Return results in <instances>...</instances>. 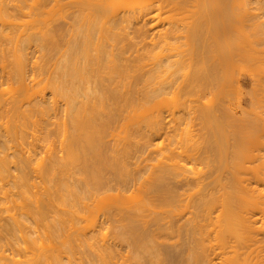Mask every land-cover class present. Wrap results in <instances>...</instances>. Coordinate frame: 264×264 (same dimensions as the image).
Segmentation results:
<instances>
[{
    "label": "bare ground",
    "instance_id": "obj_1",
    "mask_svg": "<svg viewBox=\"0 0 264 264\" xmlns=\"http://www.w3.org/2000/svg\"><path fill=\"white\" fill-rule=\"evenodd\" d=\"M48 1L49 0H0V57H2L0 60V62L2 61L1 65H4V64H2L4 61L9 60V59L14 57V59H12V61H11V63H12L14 60V62H13L14 65H11L9 63L10 61L8 62V64H7V61L5 62L7 65L12 66L11 70L8 69L9 70L8 72H10V73H8V75H7L6 71H7L8 67L4 68L5 66L3 67V70L6 69V71L5 72L2 71V72L6 73V79H7V80L5 79L6 82L8 80L13 81L11 79H17L16 80L17 82L13 81L15 83L10 82L13 85H11L10 83L8 84V82L5 83V81H4V83L6 85L7 84L11 85L10 86L11 88L8 87V85H7L6 89L4 87L5 91L6 90L10 91L9 93L6 92V93H8L5 95L6 98L10 97L7 95H9V94L12 95L13 93L16 92L15 94H13L14 96L12 95L9 99H5L4 97L0 96V119H1L0 120V138L3 136L4 139H5V137L8 139V140L3 139L2 140L3 143L1 142V139H0V142L2 144L5 143L4 145L1 144L2 146L0 145V147H2L0 149V183H1L0 184V264H43V263L45 264V262L48 259H51L49 256H46L47 253H46V255L44 254L45 256H42V259H41V256H40L42 253V251H41L40 254L38 255V257L34 253V256H36V258H35V260H32L31 256H33V255H31V256L29 255L30 253H32V252H30V247H29V251H28L29 254L26 252H25V254L29 255L31 258L26 255L25 258L28 257L29 259L27 258L25 262H22L19 259V254L20 253L24 254L23 250H25V248L23 249L21 247L22 245H20L19 240L21 241V239L22 240L25 239L24 237H26L28 235V234L24 235L26 233L25 231H27V233H28V229H29V231H31L30 228L32 229L33 227L36 226V225L33 227L29 226V228L27 229L26 228L28 226L27 224L34 225V224H37L38 221H42L41 223H44V221H47L46 223H48V220L50 219L51 214L55 215L57 213V211H56V213L51 212L52 211L51 209H53V208H50V207H52L53 202L57 199L56 196H58V198L62 197V200L60 199L61 201L64 200L62 203L60 202L59 199L56 200L57 203H58V201L60 202V204H58V205H60V209H64V211H65L67 209L66 207L68 206L69 207V209H67L68 211L69 210L72 211V209H74L72 211L73 212L72 214L74 216H77V214L81 215L80 212L77 214L74 213V212H77V209H78V211H81L83 213H85V211H86V210L85 211L83 210V207H82L83 205H80L79 202L76 203L77 200L78 201H79V199L82 200L81 196H80L82 194V193H80L82 186L80 187L81 188L80 192H79V188H78V192L80 193V195H79L80 198H79L78 194H76L77 188L76 189L75 188L72 189L73 187L70 188V186L74 185L75 182L72 185L69 184V183H71L70 182L71 180L68 183L67 180L70 179V178L68 179V176L65 179V181H67V182L64 185L67 186L66 184H68L69 185L68 187L71 190H73V191L70 190V192L74 193V195L72 194V196H73V198L74 197L77 198V199H75L76 201H74V199L72 200V196H70L71 194L67 196L66 190L68 191V188H65L66 190L65 189L62 190L60 188L63 191V193H66V196L68 198L67 199L68 202L65 201V199H66L65 194L62 195V192L60 191L61 192L60 193L61 196H60L58 194L59 191L55 190L58 188V186H57V184L56 185L54 184V183H56V182H54V180H53L54 183L52 184V183H50V180L47 181V179H46L47 184L50 183V186H52V189L50 188V186L48 187L46 185V182H45V185H46L45 187L46 188L48 187V189L44 188L46 192H43L40 190L41 192L44 193V195L42 193L40 194L41 196L43 195L42 197L39 196V194H34V193H31L32 195L30 194L29 189H31V188H29L28 186H30L33 183H31L30 182L31 180H29L30 178H29V174H28L29 171L27 170V168H28L27 164L29 163V164H31L30 166H32V162H34V161L31 162L32 157H30L31 158L30 160H28V158H26V159L23 158L22 162H20L21 161L20 157L22 158L23 156H22V154L20 156V152L22 151V147L19 145L22 143L20 141L23 140L22 132H24V133L26 132V134H27V131H28L27 128L28 129L29 128H36V130H34L32 132L38 131L41 134H45V138L42 137L43 138L42 140H52L53 139L52 127H54V131L57 134L55 133L56 135L55 134H53V135H55L58 140L61 138V136H62V138H61L62 140H68L67 144H69V146H67V144H66V146L69 147V154H68V148L65 147V144L64 145L62 144L67 149V151H65L64 148L62 149L63 152L65 151V153H63V155L69 158L68 159L65 157V162H64L65 164L62 162V157H61V162L63 163V165H58L57 163H59V164H62V163L59 162L60 160L58 158H60V157H58V158L56 157L57 158L56 161H58V162L52 161L49 164L48 163L49 161H47V159H46L47 163L46 162L44 163L45 165L47 164L46 166L43 165L44 161H41L42 162L41 167L36 168V170H37L38 168H42V166H43V169L42 170L39 169V170L45 176H47V175L49 176V177H44V175H43V178H42L43 180H44V178L50 179L52 177V175H50V174H52L51 172L55 171L56 168L63 170L62 168L64 167V165L65 166L68 165V164H66L67 162H71L70 163L71 166H74V165L76 166L79 164L78 161L81 163V159H82L83 162L81 163V165L83 163H84V165L83 166L80 165V167H83V168L77 167V168H80V169H78L80 173L78 171H77V173L81 174L80 176L84 177L81 179H83V181H82L83 183L86 182L84 184L87 186V189L85 188V189H83V191L88 190L87 192H84V193L88 194L89 197H92L95 194V192L97 194V191H100V190H101V192L103 191V193H104V189L108 191L107 194H109L110 191H115V192L117 191V193L120 194V193H124V192L127 193L126 191H128L129 188H131L132 191L131 190L130 191L133 193V191H136V188H134V187L138 186V188H139L140 185H138V184L140 183V180L142 179V178H140L141 172L147 166L144 165L145 166L144 169H142L141 166H140V168L138 166L137 168L140 169L141 171L134 169L137 173H134L132 171L131 172L128 171V172H130V174H127V175H126L127 170L126 171L123 170L125 172V175H124L121 173V171L118 170L119 165L120 166L122 165V163L120 164L119 160L121 159L122 155L124 157L126 156V160H128V159L131 160L132 159L131 157H133V155H135V158H136V156H138V154L140 155L142 148L139 147L141 149L135 150L136 152L132 155L129 154V152L132 153L131 152L132 150L128 151V149H126L127 151L124 149L125 151H122V152H120V150H115V149H114L115 152L113 151V149L111 151L110 150L111 148L105 147L106 145H104L103 142L100 141V140L104 141V139L107 136V132H108L107 130L108 129H109L108 133L110 135L112 134V132L110 133V129H112V128H109V127H111L112 125L114 127V124L116 125L117 123L118 124L120 123L119 120L121 118L122 119L120 121H122L123 118H125L126 120H123L125 122H123V121L121 122V123H123V126L121 125L122 126L121 132H124L123 133L124 135L120 132L122 135H121V137H119L120 133H119V131H116L117 133L114 132V134L112 136H113V138H115L117 136L118 139L117 138L113 139L112 136H111V138H112V140H119V138H121L120 140H137V139L143 140L142 147H144L143 149H146V151L143 150L141 152V154L143 155V152L147 153V151H149V152L152 151V150L151 151L148 150L151 148V144H152L151 142L153 141L152 137L155 135H160L161 132L164 130L162 116L157 117V118L153 117L156 119H154V122L151 121V120H153V118H151L148 115L149 114L148 112L151 111L150 107L152 109L153 107L157 108V107L164 106L166 104V101H167V95H169V94L176 95V94H179L181 91H184V90L188 91V89H189V93H190L191 90L194 88H196V89L201 88L204 91L205 90L206 91H209V90L213 91V88H215V87H216L215 89H218L220 87L222 88V87H225L227 85V82H225L226 80L223 79L224 77L220 76V78H219V76H218L219 72L214 67V65L217 66L216 64L218 63V60L216 61L215 64H214V61H212V60L217 58L215 55L217 50L221 49L219 47L220 45L218 46V48H215V47H217L216 42H218V39L220 40L219 36L222 34V36H224L223 38H225V37L229 36L228 35L229 29L231 30V28H233V26L237 27L235 24L231 25L232 23L230 24V22L228 21V17H226L231 12L230 10H227V9H226L227 11L224 10L225 8H227L226 7L227 4L224 5L222 3V6L224 5L225 8H222L223 11L222 10L219 11L221 13V16L223 15L224 18L226 17L225 18L226 20L224 19V21H223L222 18L220 20V21H222L221 23L224 25V29H223L222 33H220V35H219V33H217V34L215 33V31H214L215 26L213 25L214 24L213 21H215V20H212L213 16L214 17L215 16L219 17V16L215 15L216 11L215 12L213 11L214 15L212 14L211 15L212 17H210V11H208L207 13H209V14L207 15V17L202 18V19L200 18V16H198L199 15V13H198L196 18L198 20V17H199L202 21H196L195 20V23L197 22V25H195V27H192V30L190 27L188 30L189 32L188 31L186 32L185 29L182 30L180 28V26H182V25L179 26V24H178L177 26H179V28H177L176 25H174L176 27L175 28L172 24V26H170L171 28L165 30L164 32L163 31H161V32L155 31L156 33L155 32L153 33V37H155V38H151V40H148L149 37L147 35H148L149 31L154 29L153 27H155V25L157 24V23H153V22L156 20L157 16H159L157 14L159 11H162L166 7L168 8L169 6H170L169 7L170 10L178 11V10H181L182 8H184L185 6H187V4L189 5V3H191L192 0H190V1L189 0H185V1H183V0H139L138 7L136 8L137 11L135 9H133V12L125 10V8L122 5V1H120V0L117 2H114L113 0H65L66 2H64L63 5H69V6L74 5V7H76V6L78 7V12H77L78 14L77 15L74 14L75 16L72 17V19L73 18L74 19L70 20L71 22H67L68 24L66 23L67 27H68L67 30L73 28L71 30V31H73L72 33H75V31H76L77 34L76 33H75V35L72 34L74 36V37L71 36L73 38V41L71 38L72 42L70 40L68 42V43H70V42L72 43L71 47L66 42L67 47L69 46L68 48L73 49V50L71 49L72 54H70V57H72V58L69 61L70 63L69 62L67 63L65 61L68 66H65V68H64L65 72L63 71L62 75H60L57 72V74H59L60 76H65V77H60L61 78L60 79L58 76V79L56 80L54 77L50 78L51 76L50 77L48 76L49 78H47V79L50 80V82H49V80L44 79L45 77H43L44 73L47 71V70L44 71V69H46V68L44 67V69H42V70L39 68L38 70L43 71L44 73L39 72V75H38L37 74L38 73L37 66H34V67H36V70H37V71L35 70L34 72H36V74L39 77H35L36 75L33 72V75H35V76L34 77L32 76L33 77L32 81H33V83L36 82L35 80L37 78L38 82L31 85V88H30V86L27 82L28 77L26 75L27 74L26 68L29 64V63H27L28 62L27 60H29V59L26 58L27 56L25 57V55H29V53L27 54V53L23 52V54H24L23 55L22 51L23 50L27 51L30 47L31 42L34 43V40L36 41L37 39L41 40V42L43 41L42 43L40 42L41 46H42V44L44 46V47L42 46L43 50L45 47H48V43H47L48 40H49V42L52 43V45L54 44V42H55V44L57 42L56 41V39H57L56 34H58L57 30L56 31H54V30L53 31H51V30L47 31L46 30L45 32L44 31L42 32V30L41 31L39 30L40 32L38 31V29H40L39 24L41 23V18H40V15H41L40 11L42 10L41 8L45 7L46 3ZM136 1H138V0H136ZM193 1L194 2L197 1L196 4H199V0H193ZM200 1L202 2L200 9H202L204 7L203 6L204 0L203 1L200 0ZM205 1H206L207 10H208V7L210 6L209 5L210 1L212 2V0H205ZM220 1L222 2L225 0H220ZM227 1H229V0H227ZM240 1H241V3L243 2V4H242V5H244L243 10H246V8H248L247 10L251 9L249 7L252 4V2L250 3V1H252V0H244L246 2L249 1V3L247 2L248 7L247 6L245 7L243 0H240ZM110 2H114V3H110ZM207 2H208V4H207ZM109 3H110V5L106 6V4H109ZM217 3H219L218 0H217ZM259 4L257 6H259ZM213 5L215 7L216 6L219 7L218 5H215V3H213ZM135 6H136V4H135ZM196 7H197V5H196ZM45 8H43V9H45ZM216 8H213V9H216ZM213 9H210V10H213ZM259 9H260V7H258V10ZM224 11H225V15L223 13ZM202 12H203V10H202ZM227 12H229V13H227ZM244 12H246V11H244ZM207 13L205 12V14H207ZM220 13H218V14H220ZM153 14H155V15H153ZM205 14H201V17ZM229 17H231V16H229ZM27 18L29 19V21L26 20L25 21L26 23H24V25H23L24 19H27ZM210 18H212L211 20L213 23L209 20ZM218 19H220V17ZM253 19H255V15H254ZM207 20L210 22H207ZM230 20H232V19H230ZM250 20H252V18ZM151 21H152V25L150 24ZM131 23L132 24L134 23L137 28L135 27L136 33H134L136 35H134L133 33L130 35H131V37L137 36L138 37L137 39H140V42H138V43L142 44V45H140L141 48L137 47V45H136L137 40L136 41L134 40L136 38L133 37V42H131L132 39H131L130 35L127 33L128 31L127 32L124 31L126 33L123 32L124 28H122V27H127V25H130ZM216 23L217 22H215V25H216ZM218 23H219V21H218ZM124 24H127V25L124 26ZM139 25L140 26L142 25V26L140 27ZM148 25H150V28L146 29L145 27ZM212 25L214 26V28ZM253 25H255V24H253ZM257 25H259V24H257ZM22 26H23V29L24 28H27V29H24L23 31L19 30L22 28ZM27 26H29V27H27ZM250 26H252V25H250ZM259 26H257V29L254 27L255 28L254 30L255 31L258 30V28H260ZM188 27L186 26V30ZM220 27H217L218 31L222 30V29H218ZM182 28H184V27L182 26ZM179 29L182 31L179 32ZM217 30H216V32H217ZM16 31L21 33V34L18 33L17 34L18 36H14V35H16V33H15ZM69 31H67V32L70 33L71 31L70 32ZM183 31H185V32H183ZM231 31L229 32V34L231 33ZM258 31L260 32V29ZM40 33H42V34H40ZM179 33L183 34V36L180 34L182 36V38L184 37V39L185 38L188 39V42H187V45L189 44L188 46H186V44L184 45V43H183V46L188 47V49L182 47V45L179 44V46H181L182 49L183 48L186 49V50L183 49L184 51H182L180 49L181 47L177 46L178 43H176L178 39H181V38H179L180 35L178 37H176V35ZM184 33H188V34H184ZM256 33H257V31H256ZM126 34H127V36L129 35L130 39L126 36ZM123 35L125 36V39L126 38H127V40L129 39V41L132 44L128 43L129 41H127V43H128L127 45H126V43H123V39H124ZM254 35L256 36L257 34H254ZM259 35H260V33H259ZM228 40H229V38H228ZM228 40L226 41L227 43L229 42ZM7 41H11V42L14 41L13 42L15 44L14 47H16V48H13V51L12 50L8 51V48H7L6 51L8 52V54L6 53V51H5L6 47L4 46V43H6ZM220 41H222V40H220ZM44 42H46V43H44ZM18 43H21L23 45L22 47H20L21 46L20 45L19 49H18ZM122 43H123V45H121ZM185 43H186V41H185ZM224 43L225 42H223V44ZM3 46L5 47V49H3L4 48ZM57 46H58V44H57ZM118 46H121V47L118 48ZM134 46L138 50L136 48H134ZM229 47H231V46L229 45L228 48ZM47 49H51V48L50 47L46 48L45 52ZM68 50L69 49H67V51ZM224 50H225V48H224ZM226 50H227V47H226ZM230 51L232 52V50H230ZM42 52H44V51H42ZM223 52H222V54H223ZM235 53H238V52H235ZM9 54L10 55L13 54V55L10 56ZM67 54H68V52H67ZM217 54H218V52H217ZM222 54L220 53V55H222ZM49 55H50V53H49ZM6 56H8L9 58H7ZM42 56H44V54H42ZM237 56L241 57L242 55H237ZM3 57H4V59H5V57L7 59L3 61ZM224 57H225L224 60H229L226 58L225 54H224ZM41 59H42V57H41ZM46 59H44V60H46ZM194 62H196V64ZM197 62L206 65V67L208 65L207 69L205 68L206 69L205 72H203L204 71L203 70L202 71L203 73H200L201 71L200 72L198 71L199 73H197V70L195 72L194 69L192 71V67L197 65ZM192 63H194V66L192 65ZM201 64L199 66H201V68H202ZM221 64H222V62H221ZM38 66H40V65H38ZM186 66H188V68H186ZM218 66H219V64H218ZM61 69H63V68H61ZM217 69H218V67H217ZM32 71H33V69H32ZM183 71H184V75H183V77H180V74L182 76L181 72H183ZM220 71H222V70H220ZM185 72H187V73H185ZM216 72H218V73H216ZM57 74H56V76H57ZM220 74H221V72H220ZM2 76L4 78L5 75L3 74ZM12 77H15V78H12ZM0 80H1V77H0ZM44 81H47V83H45ZM1 82H2V80H1ZM1 84H0V88L2 89L4 84L3 85H1ZM14 84H17V85H14ZM12 86H14V87H12ZM15 86H18V87H15ZM13 88H15L16 90ZM48 90L51 91L50 93H52V95H54L51 97V98H53V101L55 100L54 98L55 97L57 98V95H58L59 99H61L63 97V99H64L63 101L66 100V102H67V104L65 102L64 103H65V109H66L65 114H66V116H68V118L65 120L64 118H66V117L64 115V117H63L64 121H63V119H61L62 123L60 122V119H59L60 116L58 114H57L58 116L56 115V109L53 106V102H51V101H50L51 103L48 102V98L46 97ZM5 91H2V92H5ZM193 91H195V89ZM168 92H170V93L168 94ZM0 94H2V93H0ZM203 94L205 95V93H203ZM51 98H49V99H51ZM210 104L212 105L213 102H210ZM210 104H204L205 108L206 107L209 108V110L208 109H206V111L204 110L206 113H209V111L211 109H213L214 104L211 106L212 108L210 107ZM54 105H56V104H54ZM197 106H199V105H197ZM219 106L220 105H218L216 107V105H214V107L217 109H215V108L213 109V110H217L218 112L213 111V110H211V112H210L211 114L213 113L215 116L213 114L211 115L210 113H209L210 115L207 114V116L206 115L203 116V118H206L204 120H205L208 128L211 127V129H212V130L210 129L211 130L210 135L212 133L213 134L211 135L212 137L209 139V140H211V143L210 142H209V144H208V142H207V144L205 143L206 145L203 146V148H202L201 146L205 142L204 140H202L203 144L202 143H200L202 145L197 144V146H196L197 150L196 151H195L196 148L195 149L191 148L192 152H188V151L185 152L186 154L188 153L187 154L188 156H186L185 154H184L185 156L183 155L184 156L183 158L185 160H188L189 158H190L189 160H191L193 158L195 161H192V160L191 161L196 162V161H198L197 160L198 157H201L202 154L203 155L205 154L206 158H208V159L211 157L209 159L210 161L212 158H214V160L218 159L220 161L221 157H222V160H224V158L227 155H229L230 157L232 156V158L236 155L238 157V154L241 153L242 149L247 145L246 143L244 144L245 141L239 142L240 140L238 141L236 136L232 135L231 138L228 137L229 135L226 133V130L224 127L227 126V128L230 129V130L228 129L229 131H231V132L235 131V133H238V131L235 130V127L236 128H237V126L241 127L242 125H238V124H240V122L236 121V119H235V121H234L235 123H234L233 120L230 118L232 120V122L229 121V122H227V124H226L225 120H223V121L221 119L218 120L219 118H218V115L216 116V114L220 113V111H222V109H219ZM200 108L203 111V108L202 107H200ZM220 108H221V106H220ZM205 112H204V114H206ZM67 113H68V115H67ZM36 114H37L36 117H41V119L38 118L41 121L40 120L38 122L35 121V120H38V119H36V117L35 118L33 117ZM52 114L55 116L52 117ZM159 115L160 114H157V116H159ZM207 117L210 121L207 120ZM55 119H57V120H55ZM1 121H3V122H1ZM208 121L211 123V125L210 124L208 125V123H209ZM223 122H225V123H223ZM32 123L34 124L33 125L34 127L28 126V125H32ZM124 123H126V125H124ZM234 124H236L237 126H235ZM121 126H120V128H121ZM124 126H125V128H124ZM240 127H238V128H240ZM120 128H118V129L120 130ZM242 128H243V126H242ZM123 129H125V130H123ZM58 132H60V134ZM105 133H106V135H105ZM26 134L24 135V138H25ZM117 134H119V135H117ZM214 134H215V136H214L215 141L212 140V139H214L213 138ZM104 135H105V138L103 137ZM210 135H209V137H210ZM51 136H52V139H51ZM37 137L39 138L40 135ZM32 138H35V134H33ZM56 138H54V140ZM235 139H237V140H235ZM35 140H37V138ZM38 140H40V138ZM220 140H225V142L224 141L222 142ZM252 141H250V142H251V144H254L255 148H257L258 153L254 154V156H253L254 159H253V161H251V163L252 162H254V163L248 167L249 172H246V176L249 177V178H247V177L245 178V179H247V182H246L247 185L246 186L243 183L244 178L242 180L240 179L241 181H239L238 177H236L238 175H236L233 171H232V174H230L231 173L230 172L229 175H226V176L221 174L220 172H218L219 174L217 176H215L217 173L212 171L213 169L212 170L208 169V171L210 170L211 174H213V173L215 174V175L213 174V176H215V180H213L214 179L213 178L212 179L213 181L212 180L210 181L209 179L212 178L210 172H207L206 174L200 173L199 175H201L202 177L199 175H196V174H191V176L196 175L195 176L196 178H194L193 176L191 177L188 173L185 174V172L189 171L190 169L187 170V167L180 165L179 163L178 164L181 167L178 166L176 168H168V167L166 168L165 167L166 165H164L162 167L163 164L161 163L162 165H159L161 167L157 166V168H159L158 170H156L157 172H154V170H153V172H154L153 175L150 174V176L148 175L149 177L147 176L148 177L147 180H149V182L152 180L150 182L151 185L149 183V187H148L149 190L145 189L147 192L148 191L150 192V193H147V195L149 194L148 198H147V196H145L148 201L147 200L146 201L144 200L145 202L139 201L140 203L135 205V206H132V204H131L132 207L129 206L131 208V209L129 208V210L127 208L128 207V205H127V207H126L127 210L126 209L122 210L123 209L122 206H124L125 204L122 205L123 204L122 203L121 204L122 206L121 207L119 206L121 203L120 200H122L119 194H118L119 195V197H118L117 193H115V192L113 194L110 193L111 195H113V196L110 195V198L107 197L105 194L104 198L106 196V199H108V201H109L108 206L110 205L109 207H114V209H116V212H115L116 214L113 213L112 215H117L116 219H117V217H119L120 221L125 222V223L121 222L122 223L121 231L123 229V225L126 224V222H127V224L129 223V225H126L125 226L126 228H124V229H126V231H124V229H123V233L125 232L124 234L128 237V238H126V240L129 239V241H127L128 244L131 245V247L132 246L135 248L138 247V249L143 248L142 251L143 250L145 251L148 248V250H149L147 252L148 254L150 251L154 250L152 252V253H154L153 259H155V257H156L157 260L156 261L153 260V262L150 261V263H152V264H183V262L181 261L184 258V257H182V259H181V256H183V254H180L181 250H180V253L178 254L179 251L177 252L176 248L180 247L179 244H184L183 243L184 241L187 244V245H184V246H186L185 247L186 251L184 252V254L185 253L188 254V259H187V262L185 261V264L186 263L187 264H264V257H262V256H264L263 255V253H264V189H260V188L258 189V188L251 187V185H253V184L257 185V187H258L260 185V179L261 180L263 179V181H264V172L262 173V176H260V140H252ZM11 142H12V144L16 143L20 147L17 146L16 144L12 145ZM246 142H248V140H246ZM104 143H105V141H104ZM127 143L128 142H125V144H127ZM10 145L14 146V147L16 145L18 147V149L16 150V151H18L17 155L15 156L13 154V156L17 157L16 160L19 159L18 161L20 162L21 165H20V168L15 167V169L17 170V172H18V169L19 170L23 169L22 170L23 172H25L27 170V172H28L27 175H26V173L24 174L22 172L26 176L22 175L23 177H21V175H19L18 173H17L18 174V176H17V174L15 175V172H14L15 176L10 174V173H13V172H10V169H9V165L11 164V161H10L11 156H9V157L6 156L8 154L7 153L8 149H10L9 148ZM103 146H104V148H102ZM135 146H137V145L135 144ZM198 146L201 148H198ZM123 147L125 148V146H123ZM152 147H153V145H152ZM192 147H195V146H192ZM19 148H21V151L19 150ZM118 148H119V146H118ZM103 150H104V152H102ZM105 150H106V154L103 155V153H105ZM122 150H123V148H122ZM193 150L195 151L194 153H193ZM5 151H6V153H5ZM107 151L112 152V153L108 152L109 154L107 155ZM116 151H118V153H116ZM189 151H191V150H189ZM227 151L229 154L227 153ZM113 152H114L113 157H115V159L110 158L112 156ZM123 152H125V153H123ZM2 153L4 154L5 157L2 156L3 155ZM50 153H52V150L50 151ZM18 154H19V156H18ZM55 154H54V156H55ZM65 154H67V155H65ZM106 155L110 156V157H107ZM118 155H121V157H119ZM163 155H166V154L163 153ZM64 156H63V158H64ZM141 156H139V157L141 158ZM150 156H153V154L151 155V153H150ZM93 157H95V159ZM44 158H46V157H44ZM135 158H133V159L136 160ZM152 158H154V156ZM164 158H162V159H164ZM203 158H204V156H203ZM226 158H229V157H226ZM226 158H225V160H226ZM248 158L249 157L247 156L245 160L250 161ZM24 159H25V161H24ZM48 159H49V157H48ZM93 159H94V163H95V160L97 161L96 162V164L98 163L97 166H94L95 164L93 163ZM147 159H149V158H147ZM11 160L13 161V160H15V158H13ZM42 160H43V158H42ZM106 160H108V161L110 160V162H111V163L109 162L110 165H109L108 161L106 162ZM112 160H115V162ZM169 160H171V159H169ZM237 160H238V158H237ZM18 161H17V163H19ZM27 161H29V162H27ZM75 161H77L78 164H72V162H75ZM150 161H151V157H150ZM181 161H183V159ZM199 161H200V158H199ZM38 162L39 161H37V163ZM185 162H188V161H185ZM212 162H213V160H212ZM17 163L16 164L13 163L12 165L15 164V166H17ZM25 163H26L27 168L26 167L23 168V166H24L23 164H25ZM146 163L148 164V162H146ZM222 163H223V161L220 163L221 165L219 163H216L217 165L219 164L218 169L222 165L226 166L225 163L224 164H222ZM234 163H236V161ZM238 163H239V161H238ZM106 164H107V166H105ZM112 164H113V167H112ZM164 164H166V163H164ZM216 164H214V165L216 166ZM231 164L233 165V161L231 162ZM60 166H63V167H60ZM68 166H67V168H68ZM109 166H110V170L112 169L113 172H111L109 170L111 172L110 174L112 176L107 177V174L104 175L103 173L106 172V169L107 170L109 169L108 168ZM155 167H156V165H155ZM155 167H154V169H157ZM240 167L244 169V165H242ZM64 168H65V170L67 169L66 167H64ZM121 168L124 169L125 165H124V167H121ZM15 169L13 168V170H15ZM72 169H73V167H71V170ZM102 170H103V173H102ZM216 170H217V168H216ZM57 171L61 172L59 170H57ZM116 171L118 173H116ZM229 171H230V168H229ZM66 172H69L70 174L69 173H67V174L73 176V173L71 174L70 170L64 171L65 174H66ZM144 172H145V170H144ZM146 172L149 173V171H147V170H146ZM190 172H192V171H190ZM227 172H228V170L225 171L226 174H227ZM139 173H140V176H139ZM38 174H40V173L38 172ZM57 174L55 175V177H57L60 173L58 175ZM75 174H74V176H76ZM110 174H108V175H110ZM208 174L211 177L208 179L211 183H209L208 180H206V183H205V179L203 178L204 175L206 178V175H208ZM5 175H7L6 179L9 178V180H8L9 182L8 181H6V182H8L9 185H10V182L12 183L11 184L12 186L10 185V187L8 186V188H6L7 187L6 185H2L3 184L2 181L5 179ZM41 175H40V177H41ZM185 175H188V176H185ZM243 175H245L244 172H243ZM60 176L62 177V174H60L58 177H60ZM14 177H16V178H14ZM37 177H39V176H37ZM65 177L63 175V178H65ZM77 177H79V176H76V180L79 181V186H80L81 179L78 178L79 179L78 180ZM189 177H191V178H189ZM73 179H75V177ZM84 179H85V181H84ZM55 180H57V179L55 178ZM6 182H4V183H6ZM43 183H44V181H43ZM76 183H78V182H76ZM242 183L244 184V186L242 185ZM113 184H115V185H113ZM238 184L242 185L244 188H241L240 186H238ZM75 185H74V187H75ZM201 185H203V186H201ZM32 186L35 188L34 184ZM79 186L77 185V187H79ZM147 186H146V188H147ZM53 187H55V189H53ZM143 187H142V189H143ZM192 187H194V189H192ZM195 187H197V188H195ZM41 188H43V186ZM49 188L52 191L55 190L54 192H55L56 196H55V194H53V197H52V191L50 192ZM132 188H134L135 190H133ZM184 188H185V190H187L186 194L181 193V189L183 190ZM14 190H16V192ZM74 190H76V191H74ZM94 190H95V192H94ZM139 190L140 189H138V191ZM185 190H183V191H185ZM12 191H14V192H12ZM27 191H29L28 193L30 195L27 193ZM40 191H38V192H40ZM125 193H124V195H126ZM139 193L141 195V190L139 191ZM144 193H146V192H144ZM25 194H28L27 196H29V197H26ZM114 194H116V196H114ZM130 194H129V196H130ZM36 195L39 196V199H35L36 197H38ZM88 195H86L87 198H88ZM32 196L34 197V199H31V198H33ZM44 196H45V198H43ZM54 197H56V198H54ZM63 197H64V199H63ZM113 197H115V198H113ZM116 197L118 198L119 201L116 199ZM126 197H125V199H127ZM132 197H133V195H132ZM70 198H71V200L69 201ZM82 198H84V197H82ZM96 198H97V196H96ZM94 199H95V197H94ZM184 199L187 202H185ZM28 200H30V201H28ZM33 200H35V201H33ZM83 200L80 201L81 204H82ZM85 200H89V198L85 199ZM90 200L92 201L91 198H90ZM112 200L114 202H116V200H117L119 205L114 203ZM131 200H132V198H131ZM182 200H184V201H182ZM56 201L54 202V205H56ZM72 201H74L76 204ZM88 202L90 203V201H87V203H86L87 206L89 204ZM133 202H134V200H133ZM180 202H185V203H183L185 205V207L192 209V212H189V216H190L189 218H186L184 220V219H182V216L185 213L181 214V212L179 213V212H177V210L176 211L172 210L175 213L170 214L172 212V211H170L169 212L170 215L164 216V218H161V216L159 218H156L157 216L156 217L154 216V218H156V219L152 220V217H151V218H149V220L151 219L150 221L145 220L146 214L150 213V212L152 213V211H150L152 209L151 208L152 206H155V207H159V206L162 207L163 206L164 207L166 205V207H167L170 204L171 205L173 204L172 206H174V204H175L177 206V207L175 206V208H178V207H180V206H178V204ZM95 203H97V201ZM113 203L116 206L112 205ZM62 204H64V205L62 206ZM78 204L82 207V210H79L80 208L78 207L79 206ZM92 204L93 203H91V205ZM61 206H62V208H61ZM172 206H169V207H172ZM57 207L58 206H56V208ZM93 207H94V205L92 206V208ZM116 207H118V208H116ZM75 208H77V209H75ZM54 209H55V207H54ZM58 209H59V207H58ZM89 209H90V205H89ZM95 209H96V211H98V208H95ZM112 209L110 208V210H112ZM117 210H121V211H117ZM188 210H187V212H188ZM68 211H66V212H68ZM87 211L89 212L90 210L87 209ZM96 211H94V212L96 213ZM146 211H147V213H145ZM182 211L184 212V210H182ZM50 212H51V214H50ZM88 212L86 215L87 216L90 215V218L88 217L89 219L88 218L87 219L92 221L91 215H93L94 213L92 212L93 214H91V213L88 214ZM141 212L144 213V215ZM68 213H66L67 216H69V215H71L70 217L73 216L71 213H69V214ZM61 214L62 215L64 214V213H62V210H61ZM61 214H59V215H61ZM97 214H99V213L97 212ZM108 214H106V215H108ZM62 215H61V217H62ZM66 215L64 216V218L62 217L63 219L60 218V220L58 222L55 220V219H57V217H55V218L51 217V219L53 221L50 219L51 222H49L48 225L49 224L51 225V223L53 225H52V228L49 226V229L51 228V230H49V231H51V232L58 231L57 233H59L60 231L58 229L60 226L62 227V225H63V223H61V222H63V221H61V219L64 220L65 217H67ZM112 215L111 216L108 215V217L107 216L106 217L111 219ZM141 215L143 217L145 216L143 220H142L143 217ZM150 215H152V214H150ZM22 217H26L25 219L26 220L28 219L27 221L29 223L28 222L25 223V221L23 223L22 220H25V219L24 218L21 219ZM36 217H38L39 219ZM70 217H68V220H71ZM93 217H94V215H93ZM148 217H150V216H148ZM183 217H187V216H183ZM73 218L78 221V219H76L78 217H76V218L73 217ZM113 218H115V217H113ZM95 219H94V221H95ZM75 220H74V223H76ZM144 220H145V222H144ZM182 220H184V222ZM54 221L57 222V224L54 223ZM94 221H93V223H94ZM140 221H142L143 223ZM58 223H61V224H59L60 226H56V225H58ZM69 223L67 222L68 225H69ZM72 223H73V221H72ZM24 224H26L27 226L25 225V227H24ZM137 224L140 226H137ZM42 225L44 227L46 224L44 223ZM48 225L45 226L46 228L44 229V232H45V230H47ZM94 225H96V224H94ZM99 226H100V228L104 229L103 226L102 227H101V225H99ZM120 226H121V224H120ZM74 227H75V225H74ZM94 227H96V226H93V228ZM24 228H26L27 230H25ZM71 228H72V226H71ZM97 228H98V226H97ZM97 228H95V229H97ZM40 229L43 230L42 227ZM52 229H54V230L52 231ZM55 229H57V230H55ZM60 230H62V228ZM91 230L93 232V229H91ZM100 232H101V229H100ZM29 233H30L29 234L30 239L26 238V240H25V241H27V240L29 241V243L27 241L28 245L31 244L35 238H37V237L31 238L32 234H31V232H29ZM66 233L68 234L67 231H66ZM76 233L78 234V232H76ZM123 233H121V234H123ZM45 234H47V231ZM52 234H54V233H52ZM101 234L103 235L104 233L101 232ZM175 234L179 238L183 237L182 235L184 234V237L185 236L187 237V242L184 239L183 242L180 241L181 243H179L177 241L178 245H177V243H175V244L173 243L174 245L172 243L170 244L169 243V241H171L170 238H172L173 235L175 236ZM48 235L49 234H47V237H48ZM56 235L54 234L55 237H56ZM71 235H72V233H71ZM71 235L69 236V239L71 237H73V235L72 236ZM102 235H100V236H102ZM58 236H57V238H58ZM82 236H84L85 239H88V238H86L87 235L86 236L82 235ZM93 236L95 237V234H93ZM122 236H124V235H122ZM260 236L263 238L262 239L263 241L261 240ZM51 237H50V239H52ZM55 237H53V240ZM64 237H66V236H64ZM78 237H81V236H78ZM84 237H83V239H84ZM45 238H46V236H45ZM175 238H177V237L175 236ZM50 239H45V240L50 241ZM61 239H63V237ZM123 239H125V238H123ZM37 240H41V239L38 238ZM65 240L66 239H64V241ZM25 241H21V242H24V244L27 245V243H25ZM36 241H34V242H36ZM43 241H44V239H43ZM43 241L41 240L39 243H42ZM52 241H50V243H52ZM57 241H59V239L56 240V244H59V243H57ZM89 241L86 242L87 245H89L88 243H90V244L92 243ZM166 241L168 243H166ZM75 242H77V241H75ZM84 242L85 241H83V243ZM93 242L94 243H92V244H95V241H93ZM213 242H214V244H213ZM39 243H36V244H39ZM45 243H43V245ZM50 243H49V247H50ZM53 243H54V241H53ZM73 243H74V241H73ZM77 243H76V247H77V250H79ZM67 244H65V245H67ZM145 244H146V246H145ZM43 245H41L42 249H45V248H43ZM45 245L47 246L48 244H45ZM54 245H52V246H54ZM65 245H64V247H65ZM82 245L84 246V244H81V246ZM91 245H89V246H91ZM176 245L179 247H177ZM68 246H66L65 251H69V250H67ZM97 246L99 247L98 244H97ZM111 247L110 248L109 247L108 248L103 247V249H101V250L99 248L100 254H101V252H102V254L101 255L99 254L98 257L102 256V259H103L104 254H105V256L107 253H108L107 255H111L112 254L111 250H110V252L108 251V249L113 248V247L112 248ZM36 248H38L37 245H36ZM79 248H80V246H79ZM81 248H83V247H81ZM92 248H90V250L88 249V252L91 251ZM151 248H152V250H151ZM174 248L176 250V251L175 250L174 251L177 253V255L175 254V257L178 256L177 258L181 259L180 261H178L179 259L177 260V258L173 257L170 254V252L173 251ZM229 248H230V250L231 249L232 250L230 252H226V250ZM34 249H32V250H34ZM38 249H41V248H38ZM61 249H63V248H61ZM83 249H81V250L83 251ZM138 249H137V251H138ZM217 249L220 250L221 252H220V255L218 256L219 261L215 263L214 261H212L213 258H210V256H211L212 252L214 253V251ZM75 250L76 249H74V252L77 251V250L76 251ZM86 250H85V252H86ZM37 251L39 252V250H36V253H37ZM134 251H136V250H134ZM140 251H139V253H142ZM7 252H9L10 255H8L9 253H7ZM48 252H50V251L48 250ZM143 253H146V252H143ZM54 254H56V253H54ZM74 254H72V255H74ZM81 254L82 253H80V255ZM69 255H71V252L69 253ZM83 255L85 257H87L86 256L87 254L86 255L83 254ZM94 255H96V254H94ZM113 255H111V256L113 257ZM186 255H184V256H186ZM105 256H104V258H105ZM111 256H109V259ZM59 257H61V256H59ZM68 257L69 256L67 255V258ZM70 257H72V256H70ZM52 258H54V262H55V256L54 257L52 256ZM36 259H38V260H36ZM65 259L66 258H64L63 260H65ZM78 259L80 260V258H78ZM112 259H110V260H112ZM185 259H186V257L184 258V260ZM60 260H61V258H59L58 262ZM99 260H100V258H98V261ZM50 261H52V259ZM100 261H99V263H100ZM104 261H105V259H104ZM104 261H102V262H104ZM48 262H49V260L47 261L46 264H50V262L49 263ZM71 262L74 263L72 260H71ZM71 262L69 264H72ZM77 262H79V261H77ZM56 263L57 262H55V264ZM65 263L66 262H64V263L62 262V264H65ZM80 263H82V262H80ZM104 263L108 264L106 262H104ZM104 263H102V264H104ZM51 264H53V263H51ZM60 264H61V261H60ZM110 264H111V261H110Z\"/></svg>",
    "mask_w": 264,
    "mask_h": 264
},
{
    "label": "rangeland",
    "instance_id": "obj_2",
    "mask_svg": "<svg viewBox=\"0 0 264 264\" xmlns=\"http://www.w3.org/2000/svg\"><path fill=\"white\" fill-rule=\"evenodd\" d=\"M114 2H117V1H119V0H113ZM120 1H122V5H123V7L125 8V10H127V11H130V12H133V9H135L136 10V8L138 7V4H139V0L138 1H136V0H120ZM183 1H185V0H183ZM190 1V0H189ZM188 1V2H189ZM193 1V0H192ZM191 1V3H189V5L187 4V6H185L184 8H182L181 10H178V11H174V10H170V6L167 8H164L162 11H159L157 14L159 15V16H157V18H156V22L154 21L153 23H157L156 25H155V27H153L154 29H152V30H150L149 31V33H148V37H149V39L148 40H151V38H155V37H153V33L156 31V32H161V31H165V30H167V29H169V28H171L170 26H172V24H173V26L174 25H176V27L177 28H179V26L180 25H182L184 28H182V26H180V28L182 29V30H184L185 29V31L187 32L188 30H189V28L191 27V30H192V27H195V25H197V22L195 23V20L196 21H202L201 19L202 18H205V17H207V15L209 14V13H207L208 11H210V17H212L211 15L213 14L214 15V12H215V15H218L219 17H220V19H218L219 17H212V18H210L209 20L212 22V20H215V21H213L214 22V26H215V29H214V31H215V33L217 34V33H219V35H220V33H222V31H223V29H224V25L221 23L222 21H220L221 20V18L223 19V21H224V19L226 18V17H228V21L230 22V24L231 25H233V24H235L237 27H235V26H233V28H231V30L229 29V31H228V35L229 36H227V37H225V38H223L224 36H222V34L219 36L220 37V40H222V41H220L219 39H218V42H216L217 44H216V46L217 47H215V48H218V46L221 48V49H216L217 50V52H218V54H217V52L215 53V55H216V59H214V60H212V61H214V64L216 63V61L218 60V63L216 64L217 66H215L214 65V67L216 68V70L219 72H216V73H218L219 75V78H220V76L221 77H224L223 79L224 80H226L225 82H227V85L225 86V87H220V88H218V89H215V88H213V91L212 90H209V91H204L203 89H201V88H194L195 89V91H193L194 89H192L191 90V92L189 93V89H188V91L187 90H184V91H181L179 94H176V95H171V94H169L170 92H168V94L169 95H167V101H166V104L164 105V106H162V107H157V108H152L151 109V107H150V110L151 111H149L148 113V115L151 117V118H153V117H161L162 116V119H163V127H164V130L161 132V134L160 135H155V136H153L152 137V139H153V141L151 142L152 144H151V148L150 149H148V150H152L151 152H149V151H147V153H145V152H143V155L141 154V152L143 151V150H145L146 151V149H143L144 147H142V143H143V140H120L121 138H119V140H112V138H113V134H114V132L115 133H117L116 131H119V133L121 132V130H122V126H123V123H121L123 120H126L125 118H123V120L122 121H120L119 120V124L117 123L116 125L114 124V127H113V125L111 126V127H109V128H112V129H110V133L112 132V134L110 135L108 132H109V129L107 130L108 132H107V136H106V138H105V135H106V133H105V135L103 136L104 138V141H105V143H104V141L103 140H100L101 142H103V144L104 145H106L105 147H109V148H111L110 150L112 151V149H113V151L115 152V150H120V152H122V151H125L126 149H128V151L130 150H132L131 152L132 153H130L129 152V154L130 155H132V154H134L136 151L135 150H137V149H141V152H140V155L138 154V156H136V158H135V155H133V157H131L132 159L131 160H126V156L124 157L123 155H122V157H121V155H118L119 157H121V159L119 160L120 161V164L122 163V165L120 166L119 165V171H121V173L122 174H124L125 175V172L124 171H126V175L127 174H130V172L132 171V172H134V173H137L134 169H136V170H138V171H141L140 169H138L137 167L139 166V168H140V166H141V168L142 169H144L145 168V166H147L144 170H145V172H144V170L141 172V177L140 178H142L141 180H140V183L138 184V185H140L139 186V188H138V186L137 187H134V188H136V191H133V193L131 192L132 190H131V188H129V190L128 191H126L127 193H125L126 195H124V193H117V191L115 192V191H110L109 192V194H107L108 193V191L107 190H105L104 189V193H103V191L101 192V190L100 191H97V194H96V192H95V190H94V192H95V194L92 196V197H89V195L88 194H86V193H84V192H87V191H83V189H87V186L84 184V183H86V182H82L83 181V179H81V178H84L83 176H80L81 174H78L77 173V171L79 172V170L78 169H80V168H83V167H80V165H81V163L83 162V160L81 159V163L78 161V163H77V161H75V162H72V164H78V165H74V166H71V162H67L66 164H68V165H64V167H66L67 168V166H68V168L65 170V168L63 167V166H60V167H63L62 169L64 170V171H69L70 170V172H71V174L73 173V176L72 175H69L70 173L69 172H66V174L67 173H69V174H65L64 173V171L63 170H61V169H57L56 168V170L55 171H53V172H51L52 174H50V175H52V179L50 178H44V180L42 179L43 178V175L44 174H42L41 173V171L39 170V169H43V166H42V168H38L37 170H36V168L37 167H41V165H42V162L41 161H44L43 162V165H45L44 163L46 162L47 163V161H49L48 163L50 164V162H54V161H56L57 160V158L58 157H60V158H58L60 161V163H64L65 162V157L66 156H64L63 155V153H65V151H67V149L65 148V147H67V146H69V144H67L68 142V140H62L61 138H62V136H61V138L58 140L57 138H56V132L54 131V127H52V136H53V139H52V136H51V139L52 140H42L43 138H45V134H41V133H39L38 131L36 132H32V131H34V130H36V128H27V134H26V132L24 133V132H22V136H23V140H21L20 142H22L21 144H19L21 147H22V151H21V148H19V150L21 151H19L20 152V156H21V154H22V158L20 157V159H21V161L20 162H22V159L23 158H28V160H30L31 158L30 157H32V160H31V162L32 161H34V162H32V166H30L31 164H27L28 165V168H27V166H26V163L27 162H29V161H27L25 164H23L22 166H23V168L24 167H26L27 168V170L29 171V173L27 172V170L25 171V172H23L21 169V171L18 169V168H20V162L18 161V160H16L17 159V157H15L16 155H17V153H18V151H16L17 149H18V147L17 146H19V145H17L16 143H13V144H16L15 145V147L14 146H11L10 145V149H8V151H7V153L9 154H5L6 156H11L10 157V161H11V164L9 165V169H10V172H13V173H10L11 175H14V172H15V175L18 173L19 175H21V177H23V176H26L27 175V173L29 174V180H31L30 182L31 183H33L34 184V186H35V188L32 186L33 184H31L30 186H28L29 188H31V189H29V191H30V194L31 193H34V194H39V196H41L40 194L42 193L43 195H44V193L43 192H46L45 191V189H48V187L50 186V183H54V182H56V183H54L55 185L57 184V186H58V190L57 189H55V187H53V189H55L56 191H59L58 192V194L60 195V193L62 192V195L63 194H65V196H66V193H67V196L68 195H70V196H72V194L74 195V193L73 192H70V188H72V189H76L77 190V193L76 194H78V197L80 198V196H81V199L83 200L84 198L85 199H88L89 198V200H83V202H82V204H81V202L80 201H82V200H80L79 198V201L77 200H75V199H77V198H73V196H72V200L74 199V201H76V203L77 202H79V204L80 205H83L82 207H83V210L85 211H87V209L88 210H90L89 212H88V214H93L94 215V217H93V215H91L92 216V221H90V220H88L89 218H90V215L89 216H87L86 214H87V212L85 211V213H83V212H81V211H78V209L77 208H75V209H77V212H74L75 214H77V213H81V215L79 216L78 214H77V216H74L72 213V211L74 210V209H72L71 207V209H72V211L71 210H67V209H69V207L67 206L65 209V211H64V209H60V205H58V204H60V202L62 203L63 201H61L62 200V197L61 198H58V196H56V194H55V190H51L52 189V186H50V188H49V190H50V192L52 191V197H53V194H55V196L57 197V199H61L60 200V202L58 201V203H57V199L55 200L54 198H56V197H54L53 199L56 201V205H54V202H53V204H52V207H50V208H53V209H51L52 211L51 212H53V213H56V211H57V213L54 215H52L51 214V212H50V214H51V217L52 218H55V217H57V219H55L57 222L60 220V218H64V216L66 215V213H71L73 216L72 217H70L71 215H69V216H67V217H65V219L64 220H62L61 219V221H63V222H61V223H63V225H62V227L59 225V224H61V223H58V225H56V226H60L59 227V233H57L58 231H56V232H51V231H49V230H51V228H52V223H51V225L49 224L48 225V223L49 222H51V217H50V221L48 220V223H46L47 221H44V223L46 224V225H48L47 227V230H45V232H44V229L46 228L45 226L43 227V225L42 224H44V223H41L42 221H38V223L37 224H34V225H29V224H24V227H25V225L27 226L26 228L28 229L29 228V226H31V227H33V226H35V227H33L32 229L30 228V230L31 231H29V229H28V233H27V231H25V230H27L26 228H24L25 230V234L24 235H26V234H28L26 237H24L25 239H21V241H25L26 240V238L27 239H30V237H29V232H31V234H32V237L31 238H35V237H37V238H35L36 240L39 238V239H41L42 241H43V239H44V241L42 242V243H39L41 240H35L34 239V241H36V242H34V241H32V245L31 244H29L28 245V243H29V241H28V243H27V241H25V243H27V245L26 244H24V242H21L20 240H19V242H20V245H22L21 247L24 249L25 248V250H23V253L24 254H22V253H20L19 254V259L22 261V262H25L26 261V259L28 258V257H30L31 255H33V256H31L30 258L32 259V260H35V258H36V256H34V253L37 255V257H38V255L40 254V252L42 251V253H41V259H42V256H45L46 255V253H47V255L46 256H49L51 259H52V261H50L51 259H48L49 260V262H50V264L51 263H53V264H55V262H57L56 264H60V261H61V264H62V262L64 263V262H66L67 264H69L70 262H71V260L74 262V263H72V264H102V263H104V262H106V263H108V264H110V261H111V264H152V263H150V261L151 262H153V260L154 261H156L157 259H156V257H155V259H153V254L154 253H152L154 250H152V248H151V250L152 251H150L149 252V254L147 253L149 250H148V248L144 251H142V249L143 248H139L138 249V247H131V245H129L128 244V242L127 241H129V239L128 240H126V238H128L124 233H123V229L124 228H126L125 226L126 225H129V223L127 224V222H126V224H124L123 225V229H122V231H121V228H122V223L124 222H122V221H120V218L119 217H117V219H116V216L117 215H112L113 213L114 214H116L115 212H116V209H114V207H109L108 206V204H109V201H108V199H106V196L107 197H109L110 198V195L111 194H113L114 192L115 193H117V196L119 197V195H120V197H121V199L123 200H120V205L118 204V198L116 197V199L118 200H116V202H114L113 200V202L114 203H116L117 205H119L120 207L122 206V205H124V206H122V210H125L126 209V207H127V205H128V210H129V208L130 207H132V206H135V205H137V204H139L140 202L139 201H146L147 200V198H148V195H147V193H150L149 191L147 192L146 190L148 189L149 190V183L152 181H150L149 182V180H147L148 179V177L150 176V174H152L153 175V173L154 172H157L156 170H158L159 168H157V166H159V165H162V167L164 166V165H166L165 167L167 168H176V167H178L179 166V164L180 165H183V166H185V167H187V170L188 169H190L189 171H187V172H185V174H189L190 176H191V174H196V175H199L200 173L201 174H206L207 172H210V170H212V171H214L215 173H217L215 176H217L219 173L218 172H220L221 174H223V175H229V173L230 174H232V171L236 174V175H238V176H236V177H238V180L239 181H241L243 178V180H244V184H245V186L247 185V179H245L246 177L247 178H249L248 176H246V172H249V169H248V167L249 166H251L254 162H252L251 163V161H253V156H254V154H257L258 152H257V148H255L254 147V144H251V142L250 141H252V140H260V176H262V173L264 172V0H252V1H250V3L252 2V4L250 5V7L249 8H251L250 10H247L248 8H246V10H243V6L244 5H242L243 4V2L241 3V1L240 0H229V1H227V0H225V1H220V0H218V2L219 3H217V0L215 1H213L212 0V2L213 3H215V5H218L219 7H215L214 5H213V3L210 1V6L208 7V10H207V6H206V1L204 0V7L202 8V9H200L201 8V1L199 0V4H196L197 3V1L196 2H192ZM203 1V0H202ZM244 1V0H243ZM260 1V2H259ZM64 2H66L65 0H49L47 3H46V8L45 7H42L41 9V15H40V18H41V23L39 24L40 25V29H38V31L40 30H42V32L44 31H49V30H51V31H56L57 30V33L58 34H56L57 35V39H56V44H55V42H54V44L52 45V43L51 42H49V40L47 41V43H48V47H50L51 49H47L46 50V52H45V49L46 48H48V47H45L44 48V50H43V48H42V46H43V44H42V46H41V43L43 42H41V40H39V39H37L36 41L34 40V43L33 42H31V44H30V47H29V49L27 50V51H24L23 49V51H22V54H23V52H25V53H29V55H25V57L26 58H28L29 60H27L28 62L27 63H29L28 64V66H27V71H26V75H27V82H28V84H29V86H30V88H31V85H33L34 83H36V82H38L37 80V78H36V82H34L33 83V77L35 76V77H39L38 75H39V72L41 73V72H43V71H39L38 69L40 68L41 70L42 69H44V67L46 68V69H44V71L45 70H47L45 73H44V75H43V77H45L44 79H47V78H49L50 76V78H55L56 80L58 79V76H59V78L60 77H65V76H60V75H62L63 73V71L65 72V66H68L67 65V63L71 60V58L72 57H70V54H72V51H71V49L72 48H68L69 46L71 47V42L73 41V38L71 37V36H73V35H75V33H76V31H75V33H72L73 31H71L72 29H69V30H67V22H71L70 20H73L72 19V17L73 16H75L74 14H78L77 12H78V7L76 6V7H74V5L72 6V5H63V3ZM114 2H110V3H114ZM226 2V3H225ZM229 2V3H228ZM248 3H249V1H247ZM247 2L246 1H244V4H245V7L247 6L248 7V4H247ZM110 3L109 4H106V6H109L110 5ZM222 3L224 4V5H226L227 4V8H225V6L223 5L222 6ZM260 3V4H259ZM135 4H136V6H135ZM207 4H208V2H207ZM259 4V6H257ZM196 5H197V7H196ZM200 5V6H199ZM230 8H229V7ZM258 7H260V9L258 10ZM43 8H45V9H43ZM213 9V8H216V9H213V10H210V9ZM222 8H225L224 10H230L231 12H230V14H226L227 16L224 18V16L222 15L221 16V13L219 12L220 10H222L223 11V9ZM219 9V10H218ZM134 10V11H135ZM202 10H203V12H202ZM205 10V11H204ZM226 10V11H227ZM257 10V11H256ZM137 11V10H136ZM200 11V12H199ZM214 11V12H213ZM244 11H246V12H244ZM248 11V12H247ZM205 12L207 13V14H205ZM256 12V13H255ZM160 13V14H159ZM198 13H199V15H198ZM218 13H220V14H218ZM224 13V15H225V11L223 12ZM222 13V14H223ZM227 13H229V12H227ZM201 14H205V15H203L202 17H201ZM254 14L255 15V19H253V17H254V15L252 16V15ZM153 15H155V14H153ZM197 15L198 16H200V18L198 17V20H197ZM257 15V16H256ZM229 16H231V17H229ZM250 16V17H249ZM257 17V18H256ZM216 18V19H215ZM252 18V20H250ZM212 19V20H211ZM230 19H232V20H230ZM234 19V20H233ZM26 20H28L29 21V19L27 18V19H24V22H23V25H24V23H26L25 21ZM217 20V21H216ZM226 20V19H225ZM210 21H208L207 20V22H210ZM218 21H219V23H218ZM194 24H193V23ZM212 22V23H213ZM215 22H217L216 23V25H215ZM29 23V22H28ZM67 23V24H66ZM237 23V24H236ZM66 24V25H65ZM141 24V23H140ZM150 24L152 25V21L150 22ZM179 24V26H177ZM218 24V25H217ZM222 24V25H221ZM253 24H255V25H253ZM257 24H259V25H257ZM27 25V24H26ZM30 25V24H29ZM123 25V24H122ZM127 24H124V26H126ZM212 25V26H213ZM250 25H252V26H250ZM69 26V25H68ZM140 26V25H139ZM142 26V25H141ZM140 26V27H141ZM186 26L188 27L187 28V30H186ZM214 26H213V28H214ZM220 27V28H218V29H222V30H217V27ZM239 26V27H238ZM257 26H259L260 28H258V30L260 29V32L258 31V30H256L257 31V33H256V31L254 30L255 28L257 29ZM27 27H29V26H27ZM136 26H135V24L133 23H131L130 25H127V27H122V28H124V30H123V32L124 31H128L127 33L130 35V34H134V33H136V28H135ZM175 27V26H174ZM175 27V28H176ZM255 27V28H254ZM146 29L147 28H150V25H148V26H146L145 27ZM237 28V29H236ZM24 29H27V28H24ZM23 29V26H22V28L21 29H19V30H21V31H23L24 30ZM126 29V30H125ZM134 29V30H133ZM182 30H180L179 29V32L180 31H182ZM213 30V29H212ZM216 30H217V32H216ZM39 31V32H40ZM67 31H69L70 33H68ZM185 31H183V32H185ZM231 31V33L229 34V32ZM38 32V33H39ZM122 32V31H121ZM126 32H124V33H126ZM130 32V33H129ZM155 32V33H156ZM189 32V31H188ZM16 33V35H14V36H18L17 34L19 33V32H15ZM55 33V32H54ZM123 33V34H124ZM182 33V32H181ZM181 33H179V34H177L176 35V37H178ZM259 33H260V35H259ZM19 34H21V33H19ZM40 34H42V33H40ZM61 36H60V35ZM73 34V35H72ZM77 34V33H76ZM184 34H188V33H184ZM254 34H257L256 36L254 35ZM55 35V36H56ZM59 35V36H58ZM125 35V34H124ZM123 35V36H124ZM129 35L127 36V34H126V36L129 38ZM134 35H136V34H134ZM182 36H183V34H181ZM180 35V37L179 38H181V39H178L177 40V42L176 43H178V45L177 46H179V44H181L182 45V47H184V48H187L188 49V47H186V46H188L187 45V42H188V39H184V37L182 38V36ZM259 35V36H258ZM65 38H64V37ZM69 36V37H68ZM232 36V37H231ZM258 36V37H257ZM63 37V38H62ZM74 37V36H73ZM130 37H131V35H130ZM133 37L134 38H136V39H134L136 42H137V47L138 48H141V46L140 45H142L141 43L139 44L138 42H140V39H137L138 37L136 36H132L131 37V39H132V41L131 42H133ZM71 38H72V41H71ZM222 38V39H221ZM228 38H229V40H228ZM42 39V38H41ZM130 39V38H129ZM129 39L127 40V38L125 39V36H124V39H123V43H126V45L128 44V43H130V44H132L130 41H129ZM39 40V41H38ZM68 40V41H67ZM69 40L71 41L70 43H68L69 42ZM229 41L228 43L226 42V41ZM127 41H129L128 43H127ZM134 41V42H135ZM185 41H186V43H185ZM14 41H7L6 43H4V46L6 47V49H5V47L3 48V49H5V51L7 50V48H8V51H10V50H12L13 51V48H16V47H14L15 46V44L13 43ZM41 42V43H40ZM66 42H67V44L69 45L68 47H67V44H66ZM223 42H225L224 44H223ZM17 43V42H16ZM44 43H46V42H44ZM123 43L121 44V45H123ZM183 43H184V45L186 44V46H183ZM14 44V45H13ZM57 44H58V46H57ZM139 44V45H138ZM223 44V45H222ZM226 44V45H225ZM228 44V45H227ZM21 45V46H20ZM40 45V46H39ZM45 45V44H44ZM120 45V44H119ZM125 45V44H124ZM223 47H222V46ZM231 46V47H229L228 48V46ZM19 46L20 47H22L23 45L21 44V43H18V49H19ZM47 46V45H46ZM55 46V47H54ZM236 46V47H235ZM44 47V46H43ZM119 47H121V46H118V48ZM179 47H181V46H179ZM182 47L180 48L182 51H184V50H186V49H182ZM226 47H227V50H226ZM233 47V48H232ZM239 47V48H238ZM42 48V49H41ZM134 48H136L135 46H134ZM224 48H225V50H224ZM235 48V49H234ZM238 48V49H237ZM67 49H69L68 51H67ZM137 49V48H136ZM223 49V50H222ZM73 50V49H72ZM138 50V49H137ZM230 50H232V52L230 51ZM42 51H44V52H42ZM223 52V54H222V52ZM227 51V52H226ZM230 51V52H229ZM67 52H68V54H67ZM70 52V53H69ZM235 52H238V53H235ZM6 53L8 54V52L6 51ZM47 53V54H46ZM49 53H50V55H49ZM220 53L222 54V55H220ZM228 53V54H227ZM11 54V53H10ZM9 54V55H10ZM42 54H44V56H42ZM224 54H225V56H226V58L227 59H229V60H224L225 59V57H224ZM13 55V54H12ZM12 55H10V56H12ZM24 55V54H23ZM237 55H242L241 57L240 56H237ZM135 56V55H134ZM231 56V57H230ZM7 58H9L8 56H6ZM5 57V59H4V57H3V61L4 60H6L7 58ZM41 57H42V59H41ZM44 57V58H43ZM219 57V58H218ZM1 58L2 57H0V60H1ZM47 58V59H46ZM232 58V59H231ZM12 59H14V57L13 58H11V59H9V60H6L7 61V64H8V62L11 64V65H14V60H13V64L11 63V61H12ZM44 59H46V60H44ZM66 59V60H65ZM44 60V61H43ZM6 61H4L2 64H4V65H1V62H0V77H1V80H2V82H1V80H0V82L2 83H0L1 85H3V87H2V89L0 88V93H2V94H0V96H2V97H4L5 99H9L13 94H15V93H13L12 95L11 94H9V95H7V96H10V97H7L6 98V94H8L10 91L8 90H6L5 91V89L7 88V85L10 83V82H13V81H16L17 79H11V80H13V81H10V80H8L7 82H8V84L6 85L5 83H7L6 82V73H3V72H5L6 71V69H4L3 70V67L4 68H7V75H8V73H10V72H8L9 70H11L12 69V66L11 65H7L5 62ZM67 63H66V62ZM222 62V64H221V62ZM228 61V62H227ZM37 63V64H36ZM45 63V64H44ZM47 63V64H46ZM70 63V62H69ZM195 64H196V62H194ZM194 63H192V65L194 66ZM231 63V64H230ZM66 64V65H65ZM201 63H198L197 62V65H195L194 67H192V71H193V69H194V71L196 72V70H197V73H199L200 71V73H203V72H205V70L207 69V67H208V65H207V67H206V65H204V64H201L202 65V68H201V66H199ZM218 64H219V66H218ZM38 65H40V66H38ZM44 65V66H43ZM63 65V66H62ZM34 66H37V70H38V75L36 74V72H34L35 70H36V67H34ZM70 66V65H69ZM205 66V67H204ZM60 67V68H59ZM217 67H218V69H217ZM14 68V67H13ZM35 68V69H34ZM59 68V69H58ZM61 68H63V69H61ZM186 68H188V66H186ZM206 68V69H205ZM9 69V70H8ZM15 69V68H14ZM13 69V70H14ZM32 69H33V71H32ZM67 69V68H66ZM201 69V70H200ZM12 70V71H13ZM36 70V71H37ZM204 70V71H203ZM220 70H222V71H220ZM3 71V72H2ZM60 71V72H59ZM199 71V72H198ZM203 71V72H202ZM14 72V71H13ZM33 72L35 73V75H33ZM57 72L60 74H57ZM220 72H221V74H220ZM2 73V74H1ZM182 73V76H181V74H180V77H183V75H184V71L183 72H181ZM185 73H187V72H185ZM5 75L4 76V78H3V76L2 75ZM56 74H57V76H56ZM29 75V76H28ZM33 76V77H32ZM49 76V77H48ZM42 77V76H41ZM4 80H3V79ZM12 78H15V77H12ZM6 79V80H5ZM35 79V78H34ZM61 79V78H60ZM222 79V78H221ZM42 80V79H41ZM47 80H49V79H47ZM4 81H5V83H4ZM17 82V81H16ZM45 83H47V81H44ZM49 82H50V80H49ZM13 83H15V82H13ZM11 85H13L12 83H10ZM18 84V83H17ZM17 84H14V85H17ZM11 85H8V87H10ZM36 85V84H35ZM41 85V84H40ZM43 85V84H42ZM4 87H5V89H4ZM12 87H14V86H12ZM15 87H18V86H15ZM11 88V87H10ZM4 89V90H3ZM9 89V88H8ZM13 89H15V88H13ZM16 90V89H15ZM2 91H5V92H2ZM12 91V90H11ZM6 92H8V93H6ZM51 91H47V94H46V97L48 98V102H53V106H54V108L56 109V115L58 114L59 116H60V122L62 123V120L61 119H63V117H64V115H65V117L66 118H64L65 120L68 118V116H66V114H65V111H66V109H65V103L67 104V102H66V100L65 101H63L64 99H63V97L61 98V99H59V96L57 95V98L55 97L54 99V101L56 102H54L53 101V98H51L52 96H54V95H52V93H50ZM184 92V93H183ZM207 92V93H206ZM212 92V93H211ZM5 93V94H4ZM203 93H205V95L203 94ZM209 93V94H208ZM14 96V95H13ZM56 96V95H55ZM61 97V96H60ZM3 98V99H4ZM49 98H51V99H49ZM202 101V102H201ZM208 101V102H207ZM50 102V103H51ZM65 102V103H64ZM210 102H213V104L214 105H216V107L218 106V105H220L221 106V108H220V106H219V109H222V111H220V113H215L216 114V116L218 115V120H225L226 121V124H227V122H229V121H231L232 122V120H233V122L235 121V119H236V121H238V122H240V124H238V125H242L243 126V128H242V126L240 127V126H237L236 124H234L235 126H237V128L235 127V130L236 131H238V133H235V131L234 132H231V131H229L230 129L229 128H227V126L226 127H224L225 128V130H226V133L229 135L228 137L229 138H231L232 137V135L233 136H236V138L238 139V141L239 142H241V141H245L244 142V144L246 143L247 145L242 149V151H241V153H239L238 154V157H237V155L236 156H234L233 158H232V156L230 157L229 155H227L226 157H229V158H226V160H225V158H224V160H222V157H221V160L223 161V163L222 164H224L225 163V165L226 166H221V167H219V169H218V165L222 162L221 160L219 161L218 159L216 160H214V158H212L211 159V161L208 159V158H206V156H205V154L203 155L204 156V158H203V156L201 155V157L203 158H201V157H198V161H196V162H192V161H195L193 158L191 159V160H189L188 158V160H185L183 157L186 155V156H188L185 152H192V149L191 148H196L195 149V151L197 150V144H199V145H202L203 143H202V140H204L205 142H204V144L201 146L202 148H203V146H205L206 144H207V142H208V144H209V142L211 143V140H209L212 136V134L210 135V132H211V127H209L208 128V126H207V124H206V122H205V120L204 119H206V118H203V116L204 115H206L207 116V114L208 115H210L211 113V110H213L215 107H214V105H213V109H211L212 107V105L210 104ZM202 103V104H201ZM54 104H56V105H54ZM204 104H210V111H209V113H206L205 111H206V109H208L209 110V108H205L204 107ZM197 105H199L200 107H204L203 108V111H202V109L199 107V106H197ZM206 106V105H205ZM209 106V105H208ZM201 109V110H200ZM215 109H217V108H215ZM205 110V111H204ZM213 111H216V112H218L217 110H213ZM159 112V113H158ZM203 112V113H202ZM204 112L206 113V114H204ZM54 114V113H53ZM52 114V117L53 116H55V115H53ZM157 114H160L159 116H157ZM203 114V115H202ZM213 114V113H212ZM211 114V115H212ZM57 115V116H58ZM67 115H68V113H67ZM156 115V116H155ZM214 115V114H213ZM37 116V114L35 115V116H33L34 118ZM148 116V117H149ZM215 116V115H214ZM220 116V117H219ZM62 117V118H61ZM210 117V116H209ZM213 117V116H212ZM38 118H40L41 119V117H36V119H38ZM156 118H153V120H151L152 122H154V119H156ZM232 120H231V119ZM40 119H38V120H35V121H39ZM64 119H63V121H64ZM227 119V120H226ZM229 119V120H228ZM1 120V119H0ZM55 120H57V119H55ZM204 120V121H203ZM207 120H209L208 119V117H207ZM41 121V120H40ZM210 121V120H209ZM208 121V122H209ZM221 121V122H222ZM1 122H3V121H1ZM57 122V121H56ZM123 122H125V121H123ZM207 122V123H208ZM237 122V123H238ZM127 123V122H126ZM126 123H124V125H126ZM223 123H225V122H223ZM235 123V122H234ZM30 124V123H29ZM211 125V123L209 122L208 123V125ZM225 124V125H226ZM34 124L32 123V125H28V126H33ZM122 125V126H121ZM116 126V127H115ZM119 126V127H118ZM120 126H121V128H120ZM34 127V126H33ZM238 127H240V128H238ZM118 128H120V130L118 129ZM124 128H125V126H124ZM114 129V130H113ZM117 129V130H116ZM211 129V130H210ZM229 129V130H228ZM239 129V130H238ZM242 129V130H241ZM123 130H125V129H123ZM26 131V130H25ZM57 131V130H56ZM214 131V130H213ZM31 132V133H30ZM39 133V134H38ZM56 133V134H55ZM59 134H60V132H58ZM122 134L124 133V132H121ZM120 133V136L119 137H121V134ZM26 134V136H25V138H24V135ZM33 134H35V138H32V136H33ZM53 134H55V135H53ZM40 135V140H38L39 138L37 137V136H39ZM116 135V134H115ZM117 135H119V134H117ZM124 135V134H123ZM209 135H210V137H209ZM2 136V135H1ZM111 136H112V138H111ZM214 136H215V134L213 135V138H214ZM5 137V136H4ZM43 137V138H42ZM59 137V136H58ZM115 137V136H114ZM123 137V136H122ZM37 138V140H35ZM54 138H56L55 140H54ZM117 138V136L115 137V138H113V139H116ZM226 138V137H225ZM1 139V142H2V140L4 139L3 138V136L0 138ZM118 139V138H117ZM237 139H235V140H237ZM4 140H8L6 137H5V139ZM212 140H214L215 141V138L214 139H212ZM246 140H248V142H246ZM66 141V142H65ZM70 141V140H69ZM99 141V140H98ZM220 141H224L225 142V140H220ZM0 142V145L3 143H1ZM7 142V141H6ZM65 142V143H64ZM125 142H128L127 144H125ZM134 142V143H133ZM253 142V141H252ZM200 143H202V144H200ZM206 143V144H205ZM5 144V143H4ZM4 144H2V145H4ZM11 144H12V142H11ZM12 144V145H13ZM65 144V147L63 146V145ZM66 144H67V146H66ZM134 144V145H133ZM135 144L137 145V146H135ZM1 145V146H2ZM115 145V146H114ZM152 145H153V147H152ZM9 146V145H8ZM19 146V147H20ZM117 146V147H116ZM118 146H119V148H118ZM123 146H125V148L123 147ZM127 146V147H126ZM133 146V147H132ZM192 146H195V147H192ZM4 147V146H3ZM139 147H141V148H139ZM201 147H199L198 146V148H201ZM2 147H0V149H1ZM16 148V149H15ZM65 149V151L63 152V150L62 149ZM68 148V154H69V147H67ZM102 148H104V146L102 147ZM108 148V149H109ZM122 148H123V150H122ZM130 148V149H129ZM132 148V149H131ZM115 149V150H114ZM125 149V150H124ZM3 150V149H2ZM7 150V149H6ZM52 150V153H50V151ZM107 150V149H106ZM106 150H105V153H103V155H105L106 154ZM189 150H191V151H189ZM4 151V150H3ZM57 154H55L54 152ZM127 151V150H126ZM140 151V150H139ZM194 150H193V153L195 152ZM102 152H104V150L102 151ZM109 151H107V155L109 154V153H112V152H109ZM114 152H113V154H112V156L110 157V156H107V157H110V158H114L115 159V157H113L114 156ZM153 152V153H152ZM156 152V153H155ZM201 152V151H200ZM4 153V152H3ZM2 153V154H3ZM5 153H6V151H5ZM48 153V154H47ZM67 153V152H66ZM116 153H118V151H116ZM123 153H125V152H123ZM128 153V152H127ZM149 153V154H148ZM150 153H151V155L153 154V156H154V158H152L153 156H150ZM163 153L164 154H166V155H163ZM226 153V152H225ZM227 153H228V151H227ZM13 154L15 155V156H13ZM53 154V155H52ZM54 154H55V156H54ZM149 156H148V155ZM160 154V155H159ZM185 154V155H184ZM190 154V153H189ZM229 154V153H228ZM47 155V156H46ZM49 155V156H48ZM65 155H67V154H65ZM111 155V154H110ZM129 155V156H130ZM142 155V156H141ZM145 155V156H144ZM159 155V156H158ZM163 155V156H162ZM184 155V156H183ZM2 156H4V154L2 155ZM13 156V157H12ZM18 156H19V154H18ZM54 156V157H53ZM63 156H64V158H63ZM139 156H141V158L139 157ZM157 156V157H156ZM162 156V157H161ZM169 156V157H168ZM224 156V155H223ZM241 156V157H240ZM249 157L248 159L250 160V161H248V160H245L246 159V157ZM5 157V156H4ZM44 157H46V158H44ZM48 157H49V159H48ZM57 157V158H56ZM61 157H62V162H61ZM105 157V156H104ZM124 157V158H123ZM140 159H139V158ZM150 157H151V161H150ZM165 157V158H164ZM243 157V158H242ZM13 158H15V160H11V159H13ZM42 158H43V160H42ZM66 158H68V157H66ZM91 158V157H90ZM94 159H95V157H93ZM133 158H135L136 160H134ZM147 158H149V159H146ZM162 158H164V159H162ZM199 158H200V161H199ZM231 158V159H230ZM237 158H238V160H237ZM25 159H24V161H25ZM46 159H47V161H46ZM69 159V158H68ZM92 159V158H91ZM94 159H93V163H94ZM108 159V158H107ZM125 161H124V160ZM153 159V160H152ZM168 159V160H167ZM169 159H171V160H169ZM183 159V161H181ZM230 159V160H229ZM234 159V160H233ZM242 159V160H241ZM36 160V161H35ZM67 160V159H66ZM80 160V159H79ZM212 160H213V162H212ZM17 161L19 162V163H17ZM37 161H39L38 163H37ZM68 161V160H67ZM108 160H106V162H107ZM112 161H114L115 162V160H112ZM162 161V162H161ZM185 161H188V162H185ZM191 161V162H190ZM225 161V162H224ZM229 161V162H228ZM233 161V165L231 164V162ZM236 161V163H234ZM238 161H239V163H238ZM30 162V163H31ZM56 162H58V161H56ZM96 160H95V165L94 166H97V164H96ZM110 162V160L108 161V163ZM146 162H148V164L146 163ZM219 163L218 165L216 164V163ZM227 162V163H226ZM13 163H17V166H15V164L14 165H12ZM63 163L62 164H59V163H57L58 165H63ZM111 163V162H110ZM110 163H109V165H110ZM160 163V164H159ZM162 163V164H161ZM164 163H166V164H164ZM179 163V164H178ZM183 163V164H182ZM185 163V164H184ZM216 164V166L214 165V164ZM230 163V164H229ZM56 164V165H57ZM65 164V163H64ZM229 164V165H228ZM237 164V165H236ZM239 164V165H238ZM40 165V166H39ZM47 165V164H46ZM45 165V166H46ZM57 165V166H58ZM84 165V163L81 165V166H83ZM124 165H125V168L124 169H122L121 167H124ZM145 165V166H144ZM155 165H156V167H155ZM221 165V164H220ZM242 165H244V169L243 168H241L240 166H242ZM11 166V167H10ZM30 166V167H29ZM105 166H107V164L105 165ZM150 166V167H149ZM229 166V167H228ZM232 166V167H231ZM238 166V167H237ZM15 167H18L17 169H18V172H17V170L15 169ZM56 167V166H55ZM59 167V166H58ZM70 167V168H69ZM71 167H73V169L71 170ZM77 167H80V168H77ZM112 167H113V164H112ZM111 167V168H112ZM154 167L155 168H157V169H154ZM159 167H161V166H159ZM179 167H181V166H179ZM226 167V168H225ZM13 168L16 170H13ZM109 169L107 170L106 169V172H104L103 173V170H102V173L105 175V174H107V177L109 176H112L110 173L111 172H113L112 171V169L110 170V166L108 167ZM216 168H217V170H216ZM223 168V169H222ZM229 168H230V171H229ZM30 169V170H29ZM75 169V170H74ZM105 169V168H104ZM116 169V168H115ZM149 169V170H148ZM208 169H210L209 171H208ZM233 169V170H232ZM12 170V171H11ZM39 170V171H38ZM57 170H59V171H61V172H58ZM111 172H110V171ZM124 170V171H123ZM146 170L147 171H149V173L148 172H146ZM152 170V171H151ZM153 170H154V172H153ZM216 170V171H215ZM228 170V172H227V174L225 173V171H227ZM245 170V171H244ZM73 171V172H72ZM105 171V170H104ZM108 171V172H107ZM128 171H130V172H128ZM190 171H192V172H190ZM25 174L26 173V175H24L23 173ZM38 172L40 173V174H38ZM43 172V171H42ZM224 172V173H223ZM243 172L245 173V175H243ZM60 173V174H62V177L60 176V177H58L59 175L58 174ZM64 173V174H63ZM76 173V174H75ZM80 173V172H79ZM116 173H118L117 171H116ZM120 173V172H119ZM120 173V174H121ZM148 173V174H147ZM233 173V174H234ZM18 174H17V176H18ZM38 174V175H37ZM42 174V175H41ZM54 174V175H53ZM58 175L57 177H55V175ZM74 174L76 175V176H79V177H77V179L79 178V179H81V182H80V186H79V181H77L76 180V176H74ZM108 174H110V175H108ZM210 174H211V172H210ZM213 174H211V177L209 176V174L208 175H206V178H205V175H204V179H205V183H206V180H208L209 178H211V179H209L210 181L213 179V180H215V176H213ZM14 175V176H15ZM23 175V176H22ZM40 175H41V177H40ZM63 175H64V177L65 178H63ZM144 175V176H143ZM149 175V176H148ZM196 175H192L194 178H196L195 176ZM37 176H39V177H37ZM67 176H68V179L69 180H67L68 181V183H69V181L71 182V183H69V184H74V182H75V187H74V185H72V186H70V188L68 187L69 185L68 184H66L67 186H65L64 184L67 182V181H65V179L67 178ZM139 176H140V173H139ZM143 176V177H142ZM148 176V177H147ZM185 176H188V175H185ZM191 176V177H192ZM199 176H201V175H199ZM209 176V177H208ZM6 177H7V175H5V179L2 181V185H6L7 187L6 188H8V186L10 187V185L12 184L11 182H10V185H9V178H7L6 179ZM12 177V176H11ZM44 177H49L48 175L47 176H45L44 175ZM75 177V179H73ZM191 177H189V178H191ZM202 177V176H201ZM14 178H16V177H14ZM55 178L57 179V180H55ZM145 178V179H144ZM225 178V177H224ZM11 179V178H10ZM46 179H47V181L48 180H50V183H48L47 184V182H46ZM78 179V180H79ZM237 179V178H236ZM241 179V180H240ZM53 180H54V182H53ZM76 180V181H75ZM146 180V181H145ZM208 180V182L209 183H211L210 181ZM212 180V181H213ZM6 181H8V182H6ZM43 181H44V183H43ZM84 181H85V179H84ZM143 181V182H142ZM148 181V182H147ZM4 182H6V183H4ZM45 182H46V185L48 186L47 188L45 187L46 185H45ZM76 182H78V183H76ZM43 183V184H42ZM83 183V184H82ZM143 183V184H142ZM242 183V185L244 186V184ZM1 184V183H0ZM29 184V183H28ZM253 184V183H252ZM77 185L79 186V187H77ZM86 187H85V186ZM113 185H115V184H113ZM148 185V186H147ZM150 185H151V183H150ZM205 185V184H204ZM242 185H239L238 184V186H240L241 188H244ZM12 186V185H11ZM43 186V188H41ZM54 186V185H53ZM60 186V187H59ZM82 186V187H81ZM144 186V187H143ZM146 186H147V188H146ZM201 186H203V185H201ZM27 187V186H26ZM25 187V188H26ZM27 187V188H28ZM82 189H81V188ZM131 187V186H130ZM142 187H143V189H142ZM251 187H254V188H260V189H264V181H263V179L261 180L260 179V185L257 187V185H255V184H253V185H251ZM45 188V189H44ZM63 190V189H65V188H68V191L66 190V193H63V191L61 190V189ZM78 188H79V192H80V189H81V192L80 193H82L81 195H80V193L78 192ZM134 188H132L133 190H135ZM195 188H197V187H195ZM204 188V187H203ZM43 189V190H42ZM101 189V188H100ZM138 189H140L141 190V195H140V193H139V191H138ZM146 189V190H145ZM192 189H194V187H192ZM43 191V192H38V191ZM76 190H74V191H76ZM131 190V191H130ZM144 190V191H143ZM183 190H185V188L183 189ZM182 189H181V193H184V194H186L187 193V190H185V191H183ZM15 192H16V190H14ZM14 191H12V192H14ZM29 191H27V193L29 192ZM32 191V192H31ZM61 191V192H60ZM71 191H73V190H71ZM26 192V191H25ZM54 192V193H53ZM65 192V191H64ZM123 192V191H122ZM144 192H146V193H144ZM189 192V191H188ZM57 193V192H56ZM103 193V194H102ZM111 193V194H110ZM131 193V194H130ZM29 194V193H28ZM28 194H25L26 195V197H29V196H27ZM29 194V195H30ZM85 196H84V195ZM106 194V196H105V198H104V195ZM119 194V195H118ZM122 194V195H121ZM129 194H130V196H129ZM32 195V194H31ZM42 195V196H43ZM80 195V196H79ZM86 195H88V198L86 197ZM97 196V198H96V196ZM103 195V196H102ZM132 195H133V197H132ZM34 196V195H33ZM32 196V197H33ZM36 196H38V195H36ZM39 196L38 197H36L35 199H39ZM41 196V197H42ZM61 196V195H60ZM67 196H66V199H65V201H67L68 202V198H67ZM77 196V195H76ZM91 196V195H90ZM111 196H113V195H111ZM114 196H116V194H114ZM127 196V197H126ZM145 196H147V198L145 197ZM151 196V195H150ZM82 197H84V198H82ZM94 197H95V199H94ZM103 197V198H102ZM125 197L127 198V199H125ZM142 197V198H141ZM184 197V196H183ZM31 198V197H30ZM43 198H45V196L43 197ZM90 198L92 199V201L90 200ZM113 198H115V197H113ZM131 198H132V200H131ZM31 199H34V197L33 198H31ZM63 199H64V197H63ZM97 199V200H96ZM104 199V200H103ZM120 199V198H119ZM143 199V200H142ZM71 200V198L69 199V201ZM110 200V199H109ZM133 200H134V202H133ZM138 200V201H137ZM185 200V199H184ZM184 200H182V201H184ZM28 201H30V200H28ZM33 201H35V200H33ZM74 201H72V202H74ZM87 201H90V203L88 204V206H87ZM97 201V203H95V202ZM108 201V202H107ZM144 201V202H145ZM148 201V200H147ZM111 202V201H110ZM130 202V203H129ZM185 202H187L186 200H185ZM185 202H180L179 204H178V206H180V207H178V208H175V204H174V206H172L171 204L170 205H168L167 207H166V205L163 207H155V206H150L152 209L150 210V211H152V213L150 212V213H147V211L145 212V213H147L146 214V218H145V220L146 221H150L149 220V218H151L152 217V220L153 219H156V218H159L160 216H161V218H164V216H167V215H170V214H172V213H175L174 211H172V210H177V212H181V214L183 213H185L183 216H187V217H183L182 216V219H186V218H189L190 216H189V212H192V209H190V208H186L185 207V205L183 204V203H185ZM75 203V202H74ZM75 203V204H76ZM91 203H93L92 205H91ZM112 204V205H114V206H116L115 204ZM123 203V204H122ZM78 204V205H79ZM86 206H85V205ZM102 204V205H101ZM111 204V203H110ZM122 204V205H121ZM131 204H132V206H131ZM35 205V204H34ZM64 204H62V206H63ZM73 205V204H72ZM78 206L80 209L79 210H82V207L81 206ZM89 205H90V209H89ZM94 205V207L95 208H98V211H96V209L93 207L92 208V206ZM98 205V206H97ZM56 206H58L59 207V209H58V207L56 208ZM62 206H61V208H62ZM104 206V207H103ZM130 206V207H129ZM169 206H172V207H169ZM54 207H55V209H54ZM85 207V208H84ZM106 207V208H105ZM177 207V206H176ZM182 207V208H181ZM74 208V207H73ZM104 210H102V209ZM105 208V209H104ZM110 208L112 209V210H110ZM116 208H118V207H116ZM148 208V207H147ZM131 209V208H130ZM150 209V208H149ZM171 209V210H170ZM190 211H189V210ZM61 210H62V213H64L63 215L61 214ZM100 210V211H99ZM115 210V211H114ZM127 210V209H126ZM182 210H184V212L182 211ZM187 210H188V212H187ZM55 211V212H54ZM66 211H68V212H66ZM94 211H96V213L94 212ZM107 211V212H106ZM109 211V212H108ZM113 211V212H112ZM117 211H121V210H117ZM170 211H172L170 214H169V212ZM93 212V213H92ZM97 212L99 213V214H97ZM168 212V213H167ZM68 213V214H69ZM108 214V215H112V217H111V219L110 218H107L108 217V215H106V214ZM142 213V212H141ZM154 213V214H153ZM59 214H61L62 215V217H61V215H59ZM84 216H83V215ZM143 215H144V213H142ZM150 214H152V215H150ZM180 214V215H181ZM50 216V215H49ZM107 216V217H106ZM142 216V215H141ZM148 216H150V217H148ZM154 216L156 217V218H154ZM68 217H70V219L71 220H68ZM73 217H78V218H76V219H78V221L77 220H75ZM83 217V218H82ZM89 217V218H88ZM113 217H115V218H113ZM143 217V216H142ZM145 217V216H144ZM144 217L142 218V220L144 219ZM25 219L26 217H22L21 219ZM36 218H38V217H36ZM59 218V219H58ZM88 218V219H87ZM96 218V219H95ZM98 218V219H97ZM39 219V218H38ZM84 219V220H83ZM88 221H87V220ZM94 219H95V221H94ZM110 219V220H109ZM114 219V220H113ZM117 221H116V220ZM28 220V219H27ZM26 219L25 220H22L23 221V223H24V221H25V223H27L28 221H27ZM74 220H75V222L76 223H74ZM81 220V221H80ZM145 220H144V222H145ZM184 220H182L183 222H184ZM53 221V220H52ZM72 221H73V223H72ZM93 221H94V223H93ZM117 223H116V222ZM40 222V223H39ZM57 222H55L54 221V223H56L57 224ZM67 222L69 223V225L67 224ZM122 222V223H121ZM140 222H142V221H140ZM29 223V222H28ZM72 223V224H71ZM93 223V224H92ZM99 223V224H98ZM125 223V222H124ZM143 223V222H142ZM41 224V225H40ZM94 224H96V225H94ZM120 224H121V226H120ZM141 224V223H140ZM40 225V226H39ZM72 226V228H71V226ZM74 225H75V227H74ZM99 225H101V227L103 226V228L104 229H102V228H100V226ZM38 226V227H37ZM49 226L51 227L50 229H49ZM93 226H96V227H94L93 228ZM97 226H98V228H97ZM117 226V227H116ZM137 226H140V225H138L137 224ZM142 226V225H141ZM42 227V229L43 230H41L40 228ZM54 227V226H53ZM74 227V228H73ZM81 227V228H80ZM37 228V229H36ZM55 228V227H54ZM62 228V230H60ZM77 230H76V229ZM95 228H97V229H95ZM101 229V232H103L104 234L102 235L101 234V232H100V229ZM106 228V229H105ZM36 229V230H35ZM57 229H55V230H57ZM65 229V230H64ZM75 229V230H74ZM91 229H93V232H92V230ZM54 229H52V231H53ZM96 232H95V231ZM99 230V231H98ZM37 231V232H36ZM46 231H47V234H49L48 235V237H47V234H45L46 233ZM63 231V232H62ZM66 231L68 232V234L66 233ZM75 231V232H74ZM84 231V232H83ZM124 231H126V229H124ZM76 232H78V234L76 233ZM41 233V234H40ZM52 233H54L55 235H56V237L54 236V234H52ZM63 233V234H62ZM66 233V234H65ZM71 233H72V235H73V237H71L70 239H69V236L71 235ZM75 233V234H74ZM81 233V234H80ZM85 233V234H84ZM106 233V234H105ZM121 233H123V234H121ZM37 234V235H36ZM45 234V235H44ZM60 234V235H59ZM92 234V235H91ZM93 234H95V237L93 236ZM53 235V236H52ZM59 235V236H58ZM71 235V236H72ZM76 235V236H75ZM82 235H87L86 236V238H88V239H85V237L84 236H82ZM90 235V236H89ZM100 235H102V236H100ZM122 235H124V236H122ZM31 236V235H30ZM39 236V237H38ZM45 236H46V238H45ZM52 236V237H51ZM57 236H58V238H57ZM64 236H66V237H64ZM78 236H81V237H78ZM126 236V237H125ZM175 236L178 238H175ZM175 236L173 235L172 236V238H170L171 239V241H169V243L171 244H175V243H177V241L179 242V243H181L180 241H182L183 242V240L185 239L186 240V242H187V237L185 236L184 237V234L182 235L183 237H181V238H179L176 234H175ZM50 237L52 238V239H50ZM53 237H55L54 238V240H53ZM63 237V239H61ZM83 237H84V239H83ZM119 237V238H118ZM125 238V239H123V238ZM261 237V236H260ZM75 238V239H74ZM83 240H82V239ZM92 240H91V239ZM97 240H96V239ZM45 239H50V241H54V243H53V241H52V243H50V241L48 240H45ZM59 239V241H57V243H59V244H56V240H58ZM62 241H61V240ZM64 239H66L65 241H64ZM81 239V240H80ZM263 238L261 237V240H262ZM33 240V239H32ZM72 240V241H71ZM87 240V241H86ZM90 240V241H89ZM169 240V239H168ZM175 240V241H174ZM260 240V241H261ZM73 241H74V243H73ZM75 241H77V242H75ZM83 241H85L84 243H83ZM92 242V243H94L93 241H95V244H90V243H88L89 245H91V246H89V245H87V243L86 242ZM126 241V242H125ZM263 241V240H262ZM46 242V243H45ZM63 244H61V243ZM82 242V243H81ZM215 242V241H214ZM214 242H213V244H214ZM22 243V244H21ZM35 243V244H34ZM36 243H39V244H36ZM43 243H45V244H48L47 246L44 244L43 245ZM49 243H50V247H49ZM68 243V244H67ZM71 243V244H70ZM73 243V244H72ZM76 243H77V246H78V249L79 250H77V247H76ZM84 244V246L82 245L81 246V244ZM166 243H168L167 241H166ZM184 244H179V246H177L178 245V243H177V247H179V248H176V250H177V252H178V254L180 253V250H181V253L180 254H183V256H181V259H182V257H186V259L184 260V258H183V260H181V259H179V258H177V257H175V254L177 255V253L175 252L176 250H175V248L173 249V251H171L170 252V254L173 256V257H175V258H177V260L178 261H182L183 262V264H185V261L187 262V259H188V254L187 253H185L184 254V252L186 251V246H184V245H187L186 243H185V241L183 242ZM24 244V245H23ZM55 244V245H54ZM65 244H67V245H65ZM97 244L99 245V247L97 246ZM173 244V245H174ZM36 245L38 246V248H41V249H38V248H36ZM41 245H43V248H47L46 250L45 249H42V246ZM52 245H54V246H52ZM61 245V246H60ZM64 245H65V247H64ZM69 245V246H68ZM73 245V246H72ZM102 245V246H101ZM110 248L111 246L113 247H111L112 249H108V251L110 252V250H111V255H113V257L111 256V255H107L106 254V256H105V254L103 255V259H102V256L101 257H98L99 256V254H100V251H99V248H100V250L101 249H103V247L104 248H108L107 246ZM28 246V247H27ZM57 246V247H56ZM59 246V247H58ZM63 246V247H62ZM66 246H68V248H67V250H69V251H65L66 250ZM79 246H80V248H79ZM145 246H146V244H145ZM175 246V247H176ZM183 246V247H182ZM29 247H30V252H32V253H28V251H29ZM32 247V248H31ZM81 247H83V248H81ZM88 247V248H87ZM102 247V248H101ZM144 247V246H143ZM182 247V248H181ZM188 247V246H187ZM35 248V249H34ZM58 248V249H57ZM61 248H63V249H61ZM90 248H92L91 249V251L94 253V254H98L97 256L96 255H94L91 251H89L88 252V249L90 250ZM32 249H34V250H32ZM54 249V250H53ZM73 249V250H72ZM74 249H76L75 251L77 252H74ZM81 249H83V251L81 250ZM87 249V250H86ZM98 249V250H97ZM137 249H138V251H137ZM185 249V250H184ZM36 250H39V252L37 251V253H36ZM48 250L50 251V252H48ZM85 250H86V252H85ZM94 250V251H93ZM99 252H97V251ZM134 250H136V251H134ZM141 250V251H140ZM172 250V249H171ZM183 250V251H182ZM188 250V249H187ZM232 250V249H231ZM230 250V248L229 249H227L226 250V252H230L231 251ZM261 250V249H260ZM46 251V252H45ZM61 251V252H60ZM79 251V252H78ZM113 251V252H112ZM139 251L140 252H142V253H139ZM22 252V251H21ZM25 252L26 253H28L29 255H27V254H25ZM64 252V253H63ZM66 252V253H65ZM71 252V255H69V253ZM73 252V253H72ZM143 252H146V253H143ZM183 252V253H182ZM188 252V251H187ZM220 250H215L214 251V253L212 252V254H211V256H210V258H213V260L212 261H214L215 263L216 262H218L219 261V258H218V256L220 255ZM7 253H9V252H7ZM6 253V254H7ZM52 253V254H51ZM54 253H56V254H54ZM59 253V254H58ZM75 253V254H74ZM80 253H82L81 255H80ZM152 253V254H151ZM173 253V254H172ZM45 254V255H44ZM51 256H50V255ZM62 254V255H61ZM72 254H74V255H72ZM78 254V255H77ZM83 254H87L86 256L87 257H85ZM101 254H102V252H101ZM100 254V255H101ZM187 254V255H186ZM230 254V253H229ZM8 255H10V253L8 254ZM26 255L28 256L27 258H25L26 257ZM67 255L69 256L68 258H67ZM77 255V256H76ZM80 255V256H79ZM83 255V256H82ZM89 255V256H88ZM91 255V256H90ZM184 255H186V256H184ZM216 255V256H215ZM263 255H264V253H263ZM52 256L54 257L55 256V262H54V258H52ZM57 256V257H56ZM59 256H61V257H59ZM70 256H72V257H70ZM79 256V257H78ZM104 256H105V258H104ZM108 256V257H107ZM109 256H111L110 257V259H112V260H110L109 259ZM155 256V255H154ZM180 256V255H179ZM262 256V255H261ZM94 257V258H93ZM262 257H264V256H262ZM44 258V257H43ZM58 258V259H57ZM59 258H61V260L58 262V260H59ZM64 258H66L65 260H63ZM76 260H75V259ZM78 258H80V260L78 259ZM93 258V259H92ZM96 258V259H95ZM98 258H100V263H99V261H98ZM29 259V258H28ZM45 259V258H44ZM43 259V260H44ZM47 259V258H46ZM57 259V260H56ZM69 259V260H68ZM104 259H105V261H104ZM107 259V260H106ZM36 260H38V259H36ZM47 260V261H48ZM68 260V261H67ZM83 260V261H82ZM109 260V261H108ZM47 261L45 262V264L47 263ZM77 261H79V262H77ZM98 261V262H97ZM102 261H104V262H102ZM48 262V263H49ZM80 262H82V263H80ZM65 263V264H66ZM44 264V263H43ZM105 264V263H104ZM187 264V263H186Z\"/></svg>",
    "mask_w": 264,
    "mask_h": 264
}]
</instances>
